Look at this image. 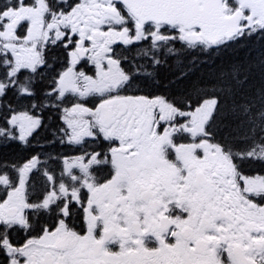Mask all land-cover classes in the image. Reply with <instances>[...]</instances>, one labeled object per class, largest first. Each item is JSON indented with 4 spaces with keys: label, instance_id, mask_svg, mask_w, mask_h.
<instances>
[{
    "label": "snow or ice",
    "instance_id": "1",
    "mask_svg": "<svg viewBox=\"0 0 264 264\" xmlns=\"http://www.w3.org/2000/svg\"><path fill=\"white\" fill-rule=\"evenodd\" d=\"M0 264H264V0H0Z\"/></svg>",
    "mask_w": 264,
    "mask_h": 264
},
{
    "label": "trees",
    "instance_id": "2",
    "mask_svg": "<svg viewBox=\"0 0 264 264\" xmlns=\"http://www.w3.org/2000/svg\"><path fill=\"white\" fill-rule=\"evenodd\" d=\"M8 151H9V154H10V156H11V154H12V150H11V149H9Z\"/></svg>",
    "mask_w": 264,
    "mask_h": 264
}]
</instances>
